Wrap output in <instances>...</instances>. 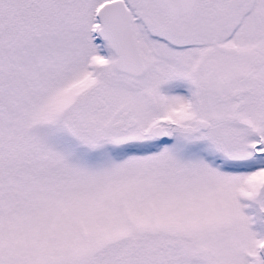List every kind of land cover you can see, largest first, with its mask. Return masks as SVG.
<instances>
[{
  "label": "snow or ice",
  "instance_id": "obj_1",
  "mask_svg": "<svg viewBox=\"0 0 264 264\" xmlns=\"http://www.w3.org/2000/svg\"><path fill=\"white\" fill-rule=\"evenodd\" d=\"M0 264H264V0H0Z\"/></svg>",
  "mask_w": 264,
  "mask_h": 264
}]
</instances>
